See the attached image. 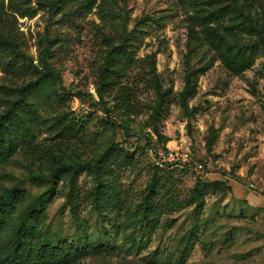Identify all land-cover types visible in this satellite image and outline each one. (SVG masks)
Wrapping results in <instances>:
<instances>
[{
	"label": "rangeland",
	"instance_id": "1",
	"mask_svg": "<svg viewBox=\"0 0 264 264\" xmlns=\"http://www.w3.org/2000/svg\"><path fill=\"white\" fill-rule=\"evenodd\" d=\"M0 29V117L32 119L1 142L5 236L34 208L68 264H264V0H0Z\"/></svg>",
	"mask_w": 264,
	"mask_h": 264
},
{
	"label": "trees",
	"instance_id": "2",
	"mask_svg": "<svg viewBox=\"0 0 264 264\" xmlns=\"http://www.w3.org/2000/svg\"><path fill=\"white\" fill-rule=\"evenodd\" d=\"M55 5H52L51 8L54 9ZM57 8V6L55 7ZM121 48L118 49V54L120 53ZM0 52H15L16 55H21L16 42L11 40L4 34L3 30L0 29ZM42 56L40 57V65L45 64L44 70L39 69L38 65L33 64L30 61L31 66L37 71L40 76L55 75L52 72V69L46 65V55L48 54V49L46 45H43V51L41 52ZM115 65V62H111L105 68L104 71H108ZM56 80L60 82V77L57 76ZM58 93V92H57ZM21 96L19 97L18 104H15L10 110H8L3 116L0 117V158L4 154V146L2 141L4 139H9L11 142L15 140H20V142L25 141L30 136L32 129V119L29 116L23 115L22 107L20 105ZM100 160L98 159L94 165L89 164L88 168L99 175ZM75 174L78 170V167L74 168L69 165ZM62 172V169L58 168L52 170L49 175H42L43 179H47L51 184L55 183L58 179V175ZM38 177H33L36 179ZM57 178V179H56ZM101 181H99L100 183ZM201 183H196L194 193L196 196V202L198 205L203 204V196L201 193ZM101 187V185H100ZM98 187V190L99 188ZM19 192L16 189V186L8 188L6 191L0 195V264H68L69 258L71 257V247L70 249L65 250L62 247L58 246H49L46 243H33L30 241V229L28 224L30 220L37 219V214H34V208H30L22 212L18 218V223L16 230L13 231L8 236H5L7 221L4 218V208L2 202L4 199L15 200L18 197ZM99 192L96 191V198L99 196ZM67 202L70 205V210L73 212V203L71 201L70 195L67 197ZM2 242V243H1Z\"/></svg>",
	"mask_w": 264,
	"mask_h": 264
},
{
	"label": "built area",
	"instance_id": "3",
	"mask_svg": "<svg viewBox=\"0 0 264 264\" xmlns=\"http://www.w3.org/2000/svg\"><path fill=\"white\" fill-rule=\"evenodd\" d=\"M157 165L160 167H164L167 163H174L176 165H185L187 162H189L186 158V154L179 153L175 150H169L167 152H158L156 155ZM196 169H201L202 164L201 163H194Z\"/></svg>",
	"mask_w": 264,
	"mask_h": 264
}]
</instances>
